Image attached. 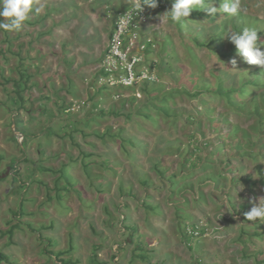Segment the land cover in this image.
Returning <instances> with one entry per match:
<instances>
[{
	"label": "rangeland",
	"instance_id": "1",
	"mask_svg": "<svg viewBox=\"0 0 264 264\" xmlns=\"http://www.w3.org/2000/svg\"><path fill=\"white\" fill-rule=\"evenodd\" d=\"M126 1L33 0L19 31H0V69L17 79L23 61L31 75L26 108L11 112L9 105L0 106V175L5 178L0 181V251L11 260L5 264H61L43 252L44 246L68 250L63 256L73 260L69 264H95L94 251L107 264H129L132 258L133 264H256V256L264 255V238L245 235L238 240L243 211L264 196V132H258L253 115L208 95L200 96L213 110L199 103L200 96L187 94L175 96L171 105L179 114L173 118L151 107L163 90L185 87L194 93L214 79L212 69L233 64L199 48L188 32L180 35L165 14L161 31L151 35L155 45L147 57L155 61L160 89L151 96L143 93V83L135 88L100 83L98 60ZM241 4L245 13L264 19V0ZM223 49H229L227 41ZM200 71L206 78H199ZM13 88L0 71V101L10 104ZM101 108L131 117H103ZM17 123L29 133L26 146ZM122 135L132 143L123 146ZM198 143L202 149L197 156L187 155V148ZM166 150L171 153L161 167L182 185L187 172L185 181L193 186L179 184L171 194L172 179L156 169ZM81 151L91 155L85 158ZM185 157L189 164L184 165ZM199 157L201 163L228 158L227 176L239 180H220L227 185L221 189L218 181L205 179L208 169H190ZM63 168L71 185L60 177ZM247 176L251 181L243 180ZM147 177L149 184L143 182ZM199 187L206 198L200 197ZM150 203L158 204L157 210L147 208ZM20 207L24 215L16 216ZM181 220L193 236L190 241L181 235ZM125 224L135 226L134 233L126 232ZM256 227L261 224L251 223L247 231ZM138 242L144 249H136ZM134 251L148 256L134 258Z\"/></svg>",
	"mask_w": 264,
	"mask_h": 264
},
{
	"label": "trees",
	"instance_id": "2",
	"mask_svg": "<svg viewBox=\"0 0 264 264\" xmlns=\"http://www.w3.org/2000/svg\"><path fill=\"white\" fill-rule=\"evenodd\" d=\"M170 2L172 6L173 0H170ZM206 3H207V7L205 9H200V6L196 5L195 6L196 8H194L191 11L189 17L182 18L180 22H174V21L173 22L175 23L179 34L183 35L185 32H188V37L193 39V41L195 42V45H197L199 48L206 49L209 52L213 53L214 55H217L218 58L222 60L224 59L227 62H231L233 59L235 60L237 59L236 64L231 65V67L227 69L226 68L212 69L211 73L214 76V79L212 81L205 79L207 80V82L204 81L203 85L197 86L196 92L194 93L190 92L185 87L181 89L178 87H173L170 90H163V93L160 96L156 97L158 100V104L152 102L151 107L153 110H156L157 112L165 113V115L168 118H173V116H176L179 114L178 111H175L177 109L171 105L174 102L175 96L179 94L180 95L187 94L193 97L200 96V95H208L210 97L220 98V99L225 100L227 106L231 107L232 110L245 112V113L253 115L255 119L254 125L255 127L256 126L258 127L257 130H259L258 132L261 134L264 132V69H261L259 66H256V65H249L246 62H244L242 57L237 55L235 46L231 44L226 37L229 33L240 32L245 27H255L259 31L258 36H259L260 41H264V19H260L256 15H252L250 13H245V12H241L235 16H229L226 13L219 11L222 0H206ZM211 7H215L217 11L215 13H210L208 9ZM2 20L3 19L0 18V21ZM114 27H115V24H114ZM1 30L3 29H0V31ZM112 32L113 30L111 31L110 36ZM226 41H227L228 48H229L228 50L223 49V46L226 43ZM7 42L9 41L7 40ZM8 45H9V49L11 50L10 42ZM258 45L261 46L259 42H258ZM164 47H168V46L164 44ZM103 58H104V55L98 60V62H101ZM241 62L243 64L245 63L246 64L242 65ZM0 71H1V76L5 78V81L9 83H13V86H14V88L12 89V92L10 93L8 97L10 104L8 102L3 103L2 101H0V106L9 105L11 108L10 109L11 112L19 111L20 109H25L26 108L25 102L27 101V98L25 97L24 92L28 89V82L30 81V78H31V75L29 71L27 70L25 64L23 63V61L19 63V67H18L19 78L17 79L14 78L13 76H6L4 69L2 70L0 69ZM198 74L199 76H201V77L198 76L199 78H206L203 76L201 71ZM156 83L157 82L144 83L142 86L143 93L153 96L154 92L160 89L159 87H157L159 86V84H156ZM133 99H136V98L133 97ZM199 99H200L199 103L202 102L206 105L207 109L211 108L210 110H213V107H211V105L205 101L203 96H200ZM16 104L18 106H16L15 109H13L11 105H16ZM170 112H173V113H170ZM99 114H101L103 117L108 116L110 114L113 116L125 115L128 118L131 117L130 113H126L125 111H122V110L121 111H118V110L107 111L104 108L100 109ZM145 117L152 118L153 116L146 113ZM15 119L17 121V116L15 117ZM88 120L90 119L88 118ZM219 121L221 120L219 119ZM16 125H17V129L22 131V133L24 134L25 139L23 141V145L26 146L27 139L29 138V133L28 131L19 127L18 123ZM107 132H110V128L108 129ZM121 138H122L123 146H125L124 145L125 142L132 143V138H130V136L125 138L122 135ZM166 145L168 146V144ZM200 149H202V145L200 143H198L192 148L188 147L187 155L195 154L194 156H197L196 152ZM81 153L85 158L91 155V153H87L84 151H81ZM169 153H171V151L166 150V152L162 154L164 158L162 157L161 159L157 160L156 169L161 177H167L169 179H172L173 181V182L171 181L172 189H173L171 192L172 194L173 191L175 192L177 186L179 184L182 185V183H180L179 181H175L174 173L170 175L169 173H167V169L166 170L163 169L160 165L165 159V156H167V154ZM2 160H3V155H0V162ZM198 160H199V163H198ZM198 160L191 162L190 165H193V166H190V169L191 167L195 169L197 167H200V168L204 167L205 169H208V174H207L208 177H206L205 179L206 180L211 179L215 182L218 181L219 182L218 184L220 185L221 189L227 186V185H224L226 184V182L223 183L221 181L227 180V182L229 183V182H236L239 180V178H237L236 176H233V177H230L229 175L227 176L228 171H231L229 167L232 166L230 161H227L229 160L228 158H224V159L217 158L215 159L216 161L213 160V162H210L211 161L210 160V161H206L203 163H201V160H202L201 157H199ZM12 161L14 162V159H12ZM188 161H189V157L187 158L185 157L184 165L187 164ZM224 161H227V165L224 167H219L222 164H224ZM207 164L212 165V168H209ZM83 165H86V164L83 162ZM137 167H142V166L137 165ZM11 168L14 170L15 165H11ZM45 169H48V168H45ZM59 172H60V177L66 178L67 185H71L72 183L69 177H67L65 173V169L64 168L60 169ZM16 174H14L13 176V179L15 181L19 180V176ZM148 177L146 179H143V182L145 184H149ZM187 178H188L187 172L186 174L181 176V179L184 180V183L182 185L183 189L188 188V186H193L192 183L185 181ZM244 179L246 181H251V179H249L248 176L246 178H243V180ZM262 179L263 181H260L261 183L264 182V178ZM3 180H5V178L0 175V181H3ZM254 184H257V181H255ZM67 185L64 186L65 189L67 188ZM20 186L23 187L24 185H20ZM215 188H217V185H215ZM198 192L201 198L202 197L206 198L205 191L201 187H199ZM145 202L149 203L148 200ZM158 207H159L158 204H155V205L151 204V205H148L147 208L151 210H157ZM176 212H178V209L176 210ZM247 212L245 208L242 214V218H241V221H242L241 233H240L238 240H243L245 235H248L250 238H252L253 236H258L263 239L264 238V224L262 223V220L257 219V220H252V222H250V220H248L245 215ZM14 214L16 216L17 215L23 216L24 210L22 209V207H20L19 210L14 211ZM243 223H246V225H243ZM251 223L261 224V227H256L253 232H248L247 227ZM186 227H188L186 223L183 222V220H181V223H180L181 235L184 239L190 241L192 240L193 236L192 234L191 235L188 234V231H187L188 229H186ZM123 228L125 229L126 232L131 231L132 233H134V231L136 230L135 226H132L130 224H125ZM192 228L195 229L196 228L195 225H192ZM13 235H14V228H11L10 237H13ZM40 236L42 240H47L49 243V239H45L42 234ZM131 239L132 241L130 243L133 242V236H131ZM126 241L128 240L126 239ZM142 245H143L142 242H138L136 245V249H144ZM262 251H263L262 249H259L257 252L258 255L262 253ZM43 252L50 254V255L54 254L55 257L61 261V264H69L73 262L71 258H65L63 256L65 252H68V250L54 251V250L48 249L47 246H44ZM135 256L138 258L145 259L148 255L147 254L145 255L144 253H141V252L137 254L134 251L133 257L135 258ZM250 256H252V253L250 254ZM92 259L95 264H107L105 262H102V260H100L98 253L95 251H94ZM133 260L134 259L132 258L129 264H133L132 263ZM10 262H11L10 256L7 255L5 252L0 251V264L10 263ZM145 264H163V261H155L154 263L152 261H148V262L146 261ZM256 264H264V255H262L261 257L256 256Z\"/></svg>",
	"mask_w": 264,
	"mask_h": 264
},
{
	"label": "built area",
	"instance_id": "3",
	"mask_svg": "<svg viewBox=\"0 0 264 264\" xmlns=\"http://www.w3.org/2000/svg\"><path fill=\"white\" fill-rule=\"evenodd\" d=\"M128 1L129 5L117 17L104 58L99 64V81L111 86L134 88L140 83H158L160 79L155 61L147 57L155 45L151 43V35L161 31L164 13L171 8V2L158 0L156 8L145 6L142 11L134 12L135 0ZM126 13H131L130 20Z\"/></svg>",
	"mask_w": 264,
	"mask_h": 264
},
{
	"label": "clouds",
	"instance_id": "4",
	"mask_svg": "<svg viewBox=\"0 0 264 264\" xmlns=\"http://www.w3.org/2000/svg\"><path fill=\"white\" fill-rule=\"evenodd\" d=\"M32 5L33 0H0V17L3 18L0 21V29L9 32L19 31L28 18ZM196 5H199L200 9L207 7L206 0H173L171 9L164 14H168L172 21L180 22L182 18L189 17ZM145 6L154 9L158 6V0H135L133 11L140 12ZM208 10L210 13L217 11L215 7ZM219 11L235 16L246 9L242 7L241 0H222ZM125 15L129 20L131 19V13ZM258 32L255 27H245L240 32L229 33L226 38L235 46L237 55L242 57L244 62L264 69V51L258 46V42L264 45V41H260ZM231 63L235 65L236 60L233 59ZM245 215L250 221L264 220V196L259 197L258 202H255Z\"/></svg>",
	"mask_w": 264,
	"mask_h": 264
},
{
	"label": "crops",
	"instance_id": "5",
	"mask_svg": "<svg viewBox=\"0 0 264 264\" xmlns=\"http://www.w3.org/2000/svg\"><path fill=\"white\" fill-rule=\"evenodd\" d=\"M127 2H128V1H126V4H127ZM128 4H129V2H128Z\"/></svg>",
	"mask_w": 264,
	"mask_h": 264
}]
</instances>
